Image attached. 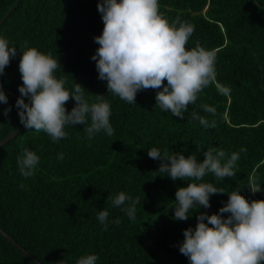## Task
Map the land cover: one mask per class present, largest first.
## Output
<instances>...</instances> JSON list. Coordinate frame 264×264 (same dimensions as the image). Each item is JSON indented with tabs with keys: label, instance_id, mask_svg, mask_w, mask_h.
Masks as SVG:
<instances>
[{
	"label": "trees",
	"instance_id": "16d2710c",
	"mask_svg": "<svg viewBox=\"0 0 264 264\" xmlns=\"http://www.w3.org/2000/svg\"><path fill=\"white\" fill-rule=\"evenodd\" d=\"M17 1L0 0V20ZM99 2L20 0L0 26V36L18 49L0 76L8 96L7 104L0 103V141L23 126L15 94L20 96L23 83L19 48L24 41L59 59L56 75L66 79L69 89L78 83L88 91L86 97L106 95L114 128L111 137L97 134L91 146L84 139V125L66 126L69 135L58 142L24 128L2 145L0 227L43 264H76L85 253L98 255L97 264H190L179 245L184 230L195 227L199 212L187 221L173 219L175 192L186 182L160 176V161L147 152L157 147L169 154L194 153L201 161L203 151L212 146L239 154L234 177H205L225 193L213 195L211 207L200 212L218 213L229 198L227 192L239 186L249 200H264V0H159L160 11L170 20L179 16L194 26L186 47L199 41L217 56L216 81L189 105L183 120L155 106L156 90L139 92L136 104L107 94V82L98 78L91 59L99 48L94 38L104 28ZM218 87L229 91L221 94ZM201 104L215 107L216 115L202 112ZM9 106L11 112L4 116ZM74 106V99L66 103L69 112ZM192 111L215 119L216 127L205 128L192 118ZM241 147L247 151L240 152ZM24 148L40 157L29 178L21 176L17 164ZM61 153L63 160L58 159ZM252 182L262 190L252 193ZM120 191L140 198L134 221L107 202ZM104 208L109 212L107 231L97 219ZM117 218L119 225L112 223ZM0 264L36 263L0 233Z\"/></svg>",
	"mask_w": 264,
	"mask_h": 264
},
{
	"label": "clouds",
	"instance_id": "9594fccd",
	"mask_svg": "<svg viewBox=\"0 0 264 264\" xmlns=\"http://www.w3.org/2000/svg\"><path fill=\"white\" fill-rule=\"evenodd\" d=\"M98 11L104 28L102 34L94 38L99 48L91 59L96 61L98 78L107 82V94L127 104H136L139 92L156 90L155 106L183 120L189 105H195L198 95L216 81L215 50L201 46L199 41L194 47H186L194 26L179 16L170 20L160 11L159 0H100ZM9 45L10 41L0 36V76L18 54L17 47ZM19 52L22 53L19 72L23 83L18 88L20 97L15 107L26 129L43 132L53 142H58L68 137L66 126L84 125L88 146L99 133L114 135L110 122L111 103L106 95L93 94V100L91 96L86 97L87 90L81 84L75 83L71 89L66 87V79L56 75L61 64L52 52L29 47L27 41L20 46ZM218 91L226 94L229 89L218 87ZM70 99L75 100V106L69 112L66 103ZM0 103H8L2 84ZM199 108L205 114L216 115L213 106L201 104ZM10 112L11 106L2 114L8 116ZM191 116L205 128L216 127L215 119L210 121L208 115L192 111ZM239 151L247 149L241 147ZM147 155L160 161L156 170L160 176L186 182V186L178 187L175 192L173 219L187 221L199 212L195 227L184 230V240L179 245L180 253L190 264H264V200H249L241 194L239 186L227 192L229 198L218 213L209 215L199 211L211 207L213 195L225 193L205 177L211 175L216 181L234 177L238 153L229 155L212 146L203 151L201 161L194 153L188 156L183 152L169 154L167 149L150 147ZM63 158L62 153L58 155V159ZM39 160L36 152L24 148L17 159L21 176L32 177ZM18 187L23 189V184ZM248 188L252 193L262 190L255 182ZM107 202L120 208L130 220L136 219L139 196L133 198L120 191L110 194ZM108 217L106 208L98 211L97 219L105 231L108 230ZM112 223L119 225L121 220L117 218ZM98 259L94 253H85L79 256L76 264H97Z\"/></svg>",
	"mask_w": 264,
	"mask_h": 264
},
{
	"label": "water",
	"instance_id": "95a60500",
	"mask_svg": "<svg viewBox=\"0 0 264 264\" xmlns=\"http://www.w3.org/2000/svg\"><path fill=\"white\" fill-rule=\"evenodd\" d=\"M19 1H17V3L14 5V7L11 9V11L9 13H7L1 20H0V26L4 23L6 17L11 14L17 7V5L19 4ZM0 84H2L1 78H0ZM15 96L17 98H19L20 96L18 94H15ZM27 102V101H26ZM24 126H21L19 128H17L16 130H14L12 133H10L8 136H6L4 139H2L0 141V147L2 145H4L6 142H8L10 139L14 138L19 132L20 130L24 129ZM0 233L3 234L14 246H16L20 251H22L26 256H28L30 259H32L36 264H43L37 257H35V255H33L31 252H29L23 245H21L19 242H17V240L11 236L10 234H8L5 230H3L0 227Z\"/></svg>",
	"mask_w": 264,
	"mask_h": 264
}]
</instances>
